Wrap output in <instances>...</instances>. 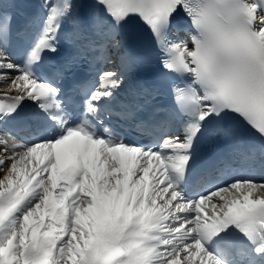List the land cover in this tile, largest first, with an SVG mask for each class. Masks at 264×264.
Listing matches in <instances>:
<instances>
[{"label": "snow or ice", "instance_id": "1", "mask_svg": "<svg viewBox=\"0 0 264 264\" xmlns=\"http://www.w3.org/2000/svg\"><path fill=\"white\" fill-rule=\"evenodd\" d=\"M135 18L180 78L171 106L137 78L153 53ZM85 55L104 65L92 85ZM0 85V264H264V175L233 167L264 172V0H0Z\"/></svg>", "mask_w": 264, "mask_h": 264}, {"label": "bare ground", "instance_id": "2", "mask_svg": "<svg viewBox=\"0 0 264 264\" xmlns=\"http://www.w3.org/2000/svg\"><path fill=\"white\" fill-rule=\"evenodd\" d=\"M3 85H0V87H2Z\"/></svg>", "mask_w": 264, "mask_h": 264}]
</instances>
